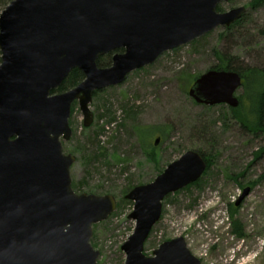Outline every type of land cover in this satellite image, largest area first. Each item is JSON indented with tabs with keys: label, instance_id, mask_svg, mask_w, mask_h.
Wrapping results in <instances>:
<instances>
[{
	"label": "water",
	"instance_id": "obj_1",
	"mask_svg": "<svg viewBox=\"0 0 264 264\" xmlns=\"http://www.w3.org/2000/svg\"><path fill=\"white\" fill-rule=\"evenodd\" d=\"M229 0H13L0 14V264H98L94 225L117 210L112 195H78L76 158L63 152L72 136V106L83 126L94 122V93L123 84L165 53L240 21L245 6L219 12ZM122 50V53L118 51ZM115 53L112 66L101 57ZM73 70L84 80L53 94ZM244 79L209 70L189 90L200 105L237 109ZM161 137L155 139L157 147ZM208 164L197 151L171 163L152 183L126 196L134 205V233L122 246L125 264H202L184 238L144 253L165 199L197 183ZM250 193L244 190L239 203Z\"/></svg>",
	"mask_w": 264,
	"mask_h": 264
},
{
	"label": "rangeland",
	"instance_id": "obj_2",
	"mask_svg": "<svg viewBox=\"0 0 264 264\" xmlns=\"http://www.w3.org/2000/svg\"><path fill=\"white\" fill-rule=\"evenodd\" d=\"M252 1L229 0L218 7L219 12H228L245 6L242 29L228 32L220 27L132 72L123 84L95 92L91 127L83 126L79 104H73L72 136L62 140L63 152L76 158L70 171L72 188L78 195H112L117 200L114 214L93 228L91 243L100 253L98 264H125L121 248L135 229V222L128 219L134 207L125 199L128 188L152 183L191 150L205 154L210 169L198 186L165 199L145 255L152 257L163 243L184 238L202 264H264V131L244 128L227 105H200L189 96L195 80L220 63L217 51L228 53L240 68H264V7L251 10ZM118 52L111 53L112 59ZM112 59L103 68L111 67ZM243 93L241 88L236 95ZM140 127L157 128L158 133L161 128L167 134L157 147L154 142L160 134L149 142L158 150L156 162L145 155L148 141L144 149L139 143ZM247 188L249 195L237 205ZM231 209L244 238L233 234Z\"/></svg>",
	"mask_w": 264,
	"mask_h": 264
},
{
	"label": "trees",
	"instance_id": "obj_3",
	"mask_svg": "<svg viewBox=\"0 0 264 264\" xmlns=\"http://www.w3.org/2000/svg\"><path fill=\"white\" fill-rule=\"evenodd\" d=\"M12 0H0V14L2 13L3 9L11 2ZM261 7H264V0H253L249 4V8L251 10H257ZM247 16L242 18L240 21H238L235 25L228 28L226 31L232 32L238 29H242V25L245 22ZM239 27V28H238ZM200 40H196L192 42L195 44ZM123 52V51H121ZM218 59L220 60V63L212 67L210 70H216V71H234L238 72L244 79L243 89L244 93L239 98L240 105L237 109H232V114L236 120L240 122V124L248 129L249 131L253 132H259L264 131V68H252V67H246V69L240 68L235 64V61L228 53L221 54L216 52ZM1 52H0V64H1ZM112 54H109L105 56L104 58H101L98 62L99 67L103 68L106 66H109L111 64ZM106 61V62H105ZM84 80V75L79 70H73L67 79L64 81L62 86L55 90L53 94H62L64 92H67L75 87H77L80 83H82ZM196 81V80H195ZM252 91V95L250 96L249 93ZM133 110V109H132ZM128 113V112H127ZM111 120L116 122L117 118L114 114L111 115ZM157 128H136V131L138 133L139 137V143L144 149V142L148 141V144H146V148L144 149L145 155L147 156L148 160L157 161V154L158 150L155 148V146H151L149 143L151 141L152 136H154L156 133H158ZM161 135V144H163L167 139V134L164 130L160 128V132L158 133ZM202 156L205 157L206 162L208 164L207 170L205 174L209 171L211 163L210 160L205 154L198 151ZM258 155V154H256ZM118 161L120 160L118 157L116 158ZM200 184V180L190 185V187L198 186ZM189 187V188H190ZM133 188L129 187L128 190L131 191ZM230 216L232 219V227H233V234L237 236L238 238H244L245 234L242 228V225L239 221L235 220V213L234 210H230ZM152 234V233H151Z\"/></svg>",
	"mask_w": 264,
	"mask_h": 264
}]
</instances>
